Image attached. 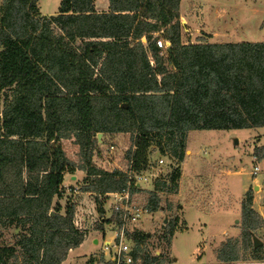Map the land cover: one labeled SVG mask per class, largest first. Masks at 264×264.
I'll return each mask as SVG.
<instances>
[{
	"label": "trees",
	"instance_id": "trees-1",
	"mask_svg": "<svg viewBox=\"0 0 264 264\" xmlns=\"http://www.w3.org/2000/svg\"><path fill=\"white\" fill-rule=\"evenodd\" d=\"M95 1L60 0L43 15L38 0H0V226L19 229L13 243L0 242V264H60L83 242L73 202L54 204L66 173L85 172L81 190L94 194L99 215L106 194L127 185L126 172L92 162L98 133L129 134L124 159L142 171L153 141L181 161L190 130L264 126V41L184 43L180 0H108L106 11ZM63 140L77 147L75 159ZM253 150L264 156V146ZM252 198L250 188L241 203L247 240L263 223ZM158 202L150 192L145 208ZM174 227L167 222V242ZM148 237H129L134 264H167ZM239 251L225 240L217 264L238 261Z\"/></svg>",
	"mask_w": 264,
	"mask_h": 264
},
{
	"label": "rangeland",
	"instance_id": "rangeland-1",
	"mask_svg": "<svg viewBox=\"0 0 264 264\" xmlns=\"http://www.w3.org/2000/svg\"><path fill=\"white\" fill-rule=\"evenodd\" d=\"M59 2L38 0L40 12L45 15L57 13ZM101 3L99 0V7ZM180 3V40L184 43L264 41V0H180ZM261 136H264V127L190 130L181 161L161 152L163 140L160 144L151 142L147 148L146 169L142 170L146 179L141 180L134 203L145 207L150 192H155L160 208L142 211L137 222L128 224L124 242L132 249L134 242L129 237L136 232H146L149 235L145 240L146 247L155 254L162 252L169 257L167 264H217V249L232 238L237 240L240 249L239 260L232 264H264V217L261 215L262 225L251 231L248 240L241 225V203L252 188L244 181L248 175L256 176L253 167L257 159L251 145ZM102 138L105 143L96 148L98 152L94 153L92 162L107 170L123 167L126 163L124 153L130 144L129 134H103ZM62 143L66 154L75 159L77 147L72 140ZM109 143L114 145L112 153L105 151ZM159 159L163 161L159 163ZM74 175L75 178L70 174L64 178L63 194L61 198H54V204L58 202L64 207L68 201H74L78 206L74 217L77 214L83 216L78 219L79 223L87 228L94 225L107 228L105 238L110 239L111 230L120 231L118 220H114L109 209L111 197L107 196L103 201L102 215L90 214L94 194L81 190L85 186V172L76 170ZM239 180L243 182L238 183ZM255 191L252 188L253 198ZM96 215L94 222L92 216L96 218ZM168 221L175 222L170 242L163 238ZM17 233L19 229L13 225L0 226V242L13 243ZM253 238L259 242L257 246ZM99 239L93 251L81 255L85 250L81 248L69 257L67 254V261L60 264H115L116 248L110 246L104 250L101 237Z\"/></svg>",
	"mask_w": 264,
	"mask_h": 264
},
{
	"label": "built area",
	"instance_id": "built-area-1",
	"mask_svg": "<svg viewBox=\"0 0 264 264\" xmlns=\"http://www.w3.org/2000/svg\"><path fill=\"white\" fill-rule=\"evenodd\" d=\"M157 46L163 47L166 46L167 43H165L163 40H157L156 41ZM98 139V146L97 149L100 148L104 143L103 134H97L96 135ZM97 149L94 151V153L98 152ZM114 150V145L112 143H109L106 147V152L112 153ZM96 154L93 155V157ZM126 161V160H125ZM159 163H161L163 160L159 159ZM105 169V168H103ZM113 169H118L121 171H124L127 173L128 177V183L127 185L122 188L120 191L117 192H109L106 194V196L111 197V201L109 203V209L111 210V215L113 216L114 220H118L119 230L118 232L115 231L114 237L112 240V243L105 242L103 245L104 250H108L110 246H113L116 248L114 255H113V261L115 264H134V260L132 256L130 255L131 248H129L128 244L124 242L126 240V234L125 229L128 224H132L138 221L139 216L141 215L142 211H147L145 207H140L139 205L134 203V194L136 192L131 191V186L134 187H140L142 184V179L145 180L146 176L143 173V171H133L130 168V164L125 163L123 167L116 166ZM112 169V170H113ZM107 170V169H105ZM264 171V168H261L260 165H255L253 167V172L257 175ZM81 227L80 225H78Z\"/></svg>",
	"mask_w": 264,
	"mask_h": 264
},
{
	"label": "crops",
	"instance_id": "crops-1",
	"mask_svg": "<svg viewBox=\"0 0 264 264\" xmlns=\"http://www.w3.org/2000/svg\"><path fill=\"white\" fill-rule=\"evenodd\" d=\"M98 1L99 0H96L95 1V9L97 11H106L107 8H108V0H101L102 3H101V7L98 6ZM180 6H181V3H180ZM42 14V13H41ZM45 15V14H43ZM182 15V14H181ZM264 127V126H262ZM235 140V139H234ZM253 145L252 148H254L255 146H262L264 145V136H261L259 137L258 139H256L255 141H253ZM257 164L256 165H260L262 168L264 167V156H262V158H260V160H257L256 161ZM75 173V172H74ZM74 173H66L64 175V178L70 174L71 178H75V175ZM264 172H261L259 174H257L255 177H251L248 175V177H246L245 181L244 182H248L247 183V186L249 184L252 185V188L253 190L255 191L254 189V186H257L258 187V191H255L254 192V198H253V208L259 212L263 217H264ZM64 182V180H63ZM243 182V180H239L238 183H241ZM230 187V186H229ZM247 188V187H246ZM85 193H88L91 195V192H88V191H84ZM94 201V200H93ZM92 201V202H93ZM72 202V201H71ZM74 202V201H73ZM76 203V202H75ZM74 204V203H73ZM93 204H95V202H93ZM92 203L90 204V214H97V211H96V208L95 206L93 205ZM75 205V208L78 207L77 206V203L74 204ZM82 208V207H80ZM83 211L86 212V210L84 208H82ZM89 210V208L87 209ZM75 214H76V210H75ZM81 215H82V212H81ZM77 217H74V221H75V224L76 225H80L82 226V228H84L86 230V236L83 240V242L75 247V248H72L69 253H68V257L71 256V253H74V252H78V250H80L81 248L85 249L82 253H80L81 255H84L86 253H89L91 251L94 250V248H96V245L99 243V238L101 237V241H102V245H104L105 242H109V243H112V240H113V237H114V233L115 231L114 230H111L112 231V236L110 239H106L105 238V233H106V230L107 228L103 229L102 227L103 226H96L94 225L93 227L91 226L90 228H87V226L83 227L82 224L79 223L78 219L81 220L82 217L78 216V214L76 215ZM110 216V215H109ZM93 218V221L95 222L97 220V215H96V218H94V216H92ZM101 220H104V217H101L100 218ZM108 222V221H107ZM98 234V235H97ZM110 249V248H109ZM87 251V252H86ZM89 251V252H88ZM79 254V253H78ZM68 259V258H67ZM64 260L62 263H64L65 261ZM173 259L175 260V258L173 257ZM179 264V263H178Z\"/></svg>",
	"mask_w": 264,
	"mask_h": 264
},
{
	"label": "water",
	"instance_id": "water-1",
	"mask_svg": "<svg viewBox=\"0 0 264 264\" xmlns=\"http://www.w3.org/2000/svg\"><path fill=\"white\" fill-rule=\"evenodd\" d=\"M124 106H126L125 104H124ZM98 134H101V133H98ZM237 141V139H235L234 140V142H236ZM258 187L257 186H254V189H257ZM259 244V242L256 240V238H254V245L255 246H257Z\"/></svg>",
	"mask_w": 264,
	"mask_h": 264
}]
</instances>
